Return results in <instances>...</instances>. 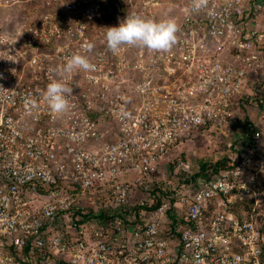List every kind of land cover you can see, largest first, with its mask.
I'll return each mask as SVG.
<instances>
[{
	"label": "built area",
	"instance_id": "2783aa9c",
	"mask_svg": "<svg viewBox=\"0 0 264 264\" xmlns=\"http://www.w3.org/2000/svg\"><path fill=\"white\" fill-rule=\"evenodd\" d=\"M164 5L0 0V264H264V0ZM130 12L175 17L176 44L113 54ZM73 53L95 70L57 117ZM193 130L219 137L211 175L173 151Z\"/></svg>",
	"mask_w": 264,
	"mask_h": 264
},
{
	"label": "clouds",
	"instance_id": "9594fccd",
	"mask_svg": "<svg viewBox=\"0 0 264 264\" xmlns=\"http://www.w3.org/2000/svg\"><path fill=\"white\" fill-rule=\"evenodd\" d=\"M164 2L168 6H175L178 0H164ZM206 7L207 0H192L189 11L190 13H198ZM105 29L104 41L108 50L113 54H118L124 45L143 47L156 52H168L177 42L176 33L179 30V25L176 18L170 15L156 18L138 12H130L123 19H120L115 26L105 27ZM92 47L91 43L86 45L88 50ZM76 70L89 72L95 69L87 56L73 53L56 70L61 74L60 78L53 77L43 89V102L49 111L57 117L71 110L72 105L68 97L72 94L73 89L64 77L67 74H74ZM27 103L35 106L34 101H27ZM199 159L214 161V157L212 159L207 157ZM197 160L198 158L195 161Z\"/></svg>",
	"mask_w": 264,
	"mask_h": 264
},
{
	"label": "rangeland",
	"instance_id": "374dc122",
	"mask_svg": "<svg viewBox=\"0 0 264 264\" xmlns=\"http://www.w3.org/2000/svg\"><path fill=\"white\" fill-rule=\"evenodd\" d=\"M33 7L30 5V8ZM175 6L166 5L159 12L164 14L173 13ZM169 11V12H168ZM214 134L222 135L221 131H211ZM192 137L186 138L179 145L173 148L174 153L182 150H186V154L189 155L194 161L198 158H215V155H219V137H212L211 135L201 134L197 130L191 131Z\"/></svg>",
	"mask_w": 264,
	"mask_h": 264
},
{
	"label": "trees",
	"instance_id": "16d2710c",
	"mask_svg": "<svg viewBox=\"0 0 264 264\" xmlns=\"http://www.w3.org/2000/svg\"><path fill=\"white\" fill-rule=\"evenodd\" d=\"M225 162H226V156L223 155L220 157L219 160L217 161H212L209 159H198L196 161V165L194 166V169H196L197 167L201 169V171L203 170L204 172L206 171V173H208L207 175H211L212 173L217 172L216 168H220V167H224L225 166Z\"/></svg>",
	"mask_w": 264,
	"mask_h": 264
}]
</instances>
